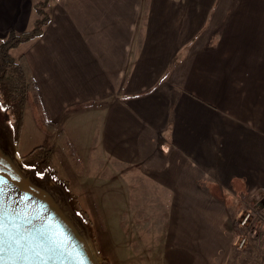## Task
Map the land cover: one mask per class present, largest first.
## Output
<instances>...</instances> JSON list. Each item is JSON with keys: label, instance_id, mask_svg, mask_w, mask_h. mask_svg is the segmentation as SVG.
I'll return each mask as SVG.
<instances>
[{"label": "crops", "instance_id": "obj_1", "mask_svg": "<svg viewBox=\"0 0 264 264\" xmlns=\"http://www.w3.org/2000/svg\"><path fill=\"white\" fill-rule=\"evenodd\" d=\"M37 2L0 0L1 40L34 23ZM48 12L21 55L79 176L163 195L160 243L183 244L179 257L198 242L226 252L242 211L264 210V0H49Z\"/></svg>", "mask_w": 264, "mask_h": 264}, {"label": "rangeland", "instance_id": "obj_2", "mask_svg": "<svg viewBox=\"0 0 264 264\" xmlns=\"http://www.w3.org/2000/svg\"><path fill=\"white\" fill-rule=\"evenodd\" d=\"M33 24L30 22L26 31ZM26 43L21 42L10 49V56L17 59L24 52ZM38 146L52 150L51 163L56 172H50L51 178L64 187L71 208L86 212L87 220L81 214L77 216L83 220L88 237L103 264H264V219L261 215L264 210L260 204L251 205L255 207L257 216L253 229L245 232L249 239L242 249L237 248V235L240 233L237 229L232 242L224 243L226 252L221 244L209 246L198 242L191 246L188 259L181 258L183 244L160 243L162 239L166 241L161 228L162 216H165L161 205L166 203L163 195L145 193L153 189L142 188L137 178L132 180L135 185L127 194L128 189H123L121 185L122 177L111 185L104 178L105 171H102V177L92 178L95 175L90 171L79 176L82 172L80 161L71 162L62 149L57 132L47 135L39 130L30 108L26 107L17 152L24 156Z\"/></svg>", "mask_w": 264, "mask_h": 264}, {"label": "water", "instance_id": "obj_3", "mask_svg": "<svg viewBox=\"0 0 264 264\" xmlns=\"http://www.w3.org/2000/svg\"><path fill=\"white\" fill-rule=\"evenodd\" d=\"M9 121L10 112L0 102V199L5 210L48 264H103L64 187L53 181L51 171L22 163Z\"/></svg>", "mask_w": 264, "mask_h": 264}, {"label": "trees", "instance_id": "obj_4", "mask_svg": "<svg viewBox=\"0 0 264 264\" xmlns=\"http://www.w3.org/2000/svg\"><path fill=\"white\" fill-rule=\"evenodd\" d=\"M48 5L49 0H39L34 5L38 18L34 21L30 30L21 33L9 31L0 40V102L1 106L10 112L9 124L16 144L20 137L25 109L29 107L38 129L47 135L57 132L62 143V149L66 152L68 158L71 159V162L77 163L76 157H74L75 154L72 152L65 134L58 130L55 123L46 118L36 86L23 55L13 59L9 54V50L19 43L32 40L42 33L44 26L49 22ZM21 158L22 163L27 167L37 165L39 172L47 170L55 173L51 163V151L49 148L43 146L34 147ZM75 212L78 215L81 214L83 219L87 220L85 211L81 213L78 208L77 211L75 208ZM261 215L264 219V214Z\"/></svg>", "mask_w": 264, "mask_h": 264}, {"label": "snow or ice", "instance_id": "obj_5", "mask_svg": "<svg viewBox=\"0 0 264 264\" xmlns=\"http://www.w3.org/2000/svg\"><path fill=\"white\" fill-rule=\"evenodd\" d=\"M3 182L0 181V184ZM4 194L0 187V197ZM0 264H48L39 251H36L32 239L20 231L15 217L5 210L0 199Z\"/></svg>", "mask_w": 264, "mask_h": 264}, {"label": "built area", "instance_id": "obj_6", "mask_svg": "<svg viewBox=\"0 0 264 264\" xmlns=\"http://www.w3.org/2000/svg\"><path fill=\"white\" fill-rule=\"evenodd\" d=\"M256 210L250 206L246 209H244L237 221V229L240 233L237 235V248L242 249L246 243L248 242L247 229H253V225L255 224L254 219L257 216Z\"/></svg>", "mask_w": 264, "mask_h": 264}]
</instances>
